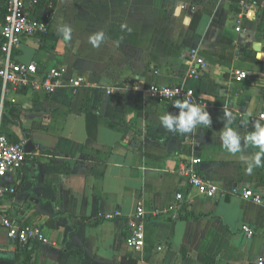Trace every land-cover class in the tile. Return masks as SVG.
<instances>
[{
    "label": "crops",
    "instance_id": "crops-1",
    "mask_svg": "<svg viewBox=\"0 0 264 264\" xmlns=\"http://www.w3.org/2000/svg\"><path fill=\"white\" fill-rule=\"evenodd\" d=\"M8 2L0 0V43ZM252 4L245 13L237 0H56L31 9L48 33L24 35L14 57L35 62L39 77L57 68L64 79L54 93L9 87L3 96L0 78V131L34 145L4 177L16 193L0 198V213L42 226L48 241L32 244L35 264L57 261L70 246L80 255H69L66 264H126L127 258L257 264L264 257V205L241 196L243 188L264 195V167L249 172L245 163L259 149L232 154L220 140L224 110L242 137L264 112V0ZM64 26L71 28L68 39ZM101 31L104 40L94 47L89 38ZM193 48L207 61L202 68L190 61ZM193 66L201 68L199 77L190 75ZM237 70L248 77L237 80ZM78 76L84 82L72 88L70 79ZM154 83L196 89L210 127L184 135L166 131L160 117L178 114L177 100L151 99L147 87ZM194 157L218 185L215 197L198 194L179 174ZM179 191L191 198L185 209L194 217H147L142 250L126 243V217L98 218L116 210L128 215L138 205L165 209ZM17 249L3 231L0 252ZM0 264L18 262L0 257Z\"/></svg>",
    "mask_w": 264,
    "mask_h": 264
},
{
    "label": "built area",
    "instance_id": "built-area-1",
    "mask_svg": "<svg viewBox=\"0 0 264 264\" xmlns=\"http://www.w3.org/2000/svg\"><path fill=\"white\" fill-rule=\"evenodd\" d=\"M56 0H9L4 14V24L1 31L0 43V78L2 82V94H6L7 88L14 89H41L48 93H54L63 83V72L60 69L52 68L39 77L38 66L35 62H21L14 57L15 49L20 45L24 35L45 34L49 27L46 22L38 20L31 15V9L42 3H53ZM254 0H239L238 4L242 12H248ZM237 30H241L240 24ZM191 63L197 62L201 68L207 64L196 48L191 49L189 55ZM201 68L193 66L190 75L199 77ZM237 80H244L248 77L245 71H236ZM84 78L78 76L70 79L72 88L82 86ZM148 95L151 99L165 103L175 100H189L198 105L204 104L197 94L196 89L184 84H151L147 87ZM264 116V112L260 117ZM26 140H13L7 134L0 131V198L16 193L14 186H8L4 182V177L15 169H18L26 156ZM201 163L199 157H194L191 162L185 163L179 169L181 176H186L189 187L198 194L207 197H215L219 187L213 181L204 177L198 166ZM234 192H240L236 187ZM241 196L251 199L257 204L264 205V195L255 192L250 188H243ZM191 198L183 192L176 193V201L169 204L165 209H146L144 205H138L135 212L124 214L121 210L113 212H99L98 218L112 220L126 217L128 221V234L126 243L133 250H142L146 242L145 221L149 216H158L163 213H171L173 219L180 216V207L190 204ZM248 237L254 235V230L247 224L242 226ZM6 233L7 238L13 244L20 246H31L35 242L46 243L47 236L40 224H21L12 217L0 213V235ZM257 264H264V257L257 259Z\"/></svg>",
    "mask_w": 264,
    "mask_h": 264
},
{
    "label": "clouds",
    "instance_id": "clouds-1",
    "mask_svg": "<svg viewBox=\"0 0 264 264\" xmlns=\"http://www.w3.org/2000/svg\"><path fill=\"white\" fill-rule=\"evenodd\" d=\"M61 32L66 39L70 38L71 28L69 26H64ZM103 40L104 33L102 31L89 38V42L94 47H99ZM173 107L179 109L178 114L166 113L160 117V125L166 131L184 135L191 133L198 125H202L205 128L210 127L211 117L206 111V106L201 107L189 100H177L173 103ZM223 120L224 127L220 131L222 147L232 154L243 153L249 146L258 148L259 151L255 152L250 160H245L247 171L251 172L253 168L264 167V124L261 123V120H264V116L254 120L252 122L254 130L243 137L231 126L235 120L231 112L224 110ZM241 159L243 160L245 157L242 155Z\"/></svg>",
    "mask_w": 264,
    "mask_h": 264
},
{
    "label": "trees",
    "instance_id": "trees-1",
    "mask_svg": "<svg viewBox=\"0 0 264 264\" xmlns=\"http://www.w3.org/2000/svg\"><path fill=\"white\" fill-rule=\"evenodd\" d=\"M238 1L239 0H237V2ZM0 88H1V85H0ZM11 109H12V106H10V107L8 106V112L10 114H12V110ZM13 109H14V106H13ZM254 120H257V119L254 118V119L251 120V123L249 124L250 128L253 126L252 122ZM261 123L263 124L262 121H261ZM15 141H17V140H15ZM182 215H185L186 218L194 217L193 215H190L188 213V211L185 209V205L180 209V216H182ZM31 246L33 247V245H31ZM31 246L28 247V246L17 245V247H18L17 250L18 251L16 253H14L15 254L14 260H16L18 262V264H35V260H34L33 254H32L33 253L32 252L33 249L31 250V248H32ZM72 254L80 255L78 249H76L75 247H71L70 246V247L67 248V250L65 252H63L60 255V257L57 259V261L49 260L47 262V264H66V262H67V260L69 258V255L71 256ZM126 264H137V260L134 259V258H127L126 259Z\"/></svg>",
    "mask_w": 264,
    "mask_h": 264
},
{
    "label": "water",
    "instance_id": "water-1",
    "mask_svg": "<svg viewBox=\"0 0 264 264\" xmlns=\"http://www.w3.org/2000/svg\"><path fill=\"white\" fill-rule=\"evenodd\" d=\"M254 47L257 51L261 50V45L259 43H257ZM248 100L243 104V107L247 106ZM33 148H34L33 143L31 141H28L25 145L26 152H31L33 150ZM0 257L1 258H9V259L13 260L15 258V254H14V252H4V253L0 252Z\"/></svg>",
    "mask_w": 264,
    "mask_h": 264
}]
</instances>
